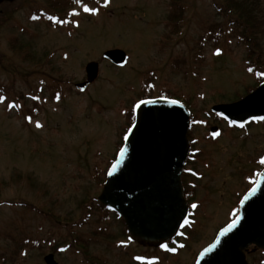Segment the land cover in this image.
<instances>
[{
	"label": "rangeland",
	"instance_id": "rangeland-1",
	"mask_svg": "<svg viewBox=\"0 0 264 264\" xmlns=\"http://www.w3.org/2000/svg\"><path fill=\"white\" fill-rule=\"evenodd\" d=\"M65 1L24 0L16 11L2 14L0 264H46L50 254L57 264H194L229 224L263 168L264 122L234 130L211 112L259 84L247 68V48L236 39L201 46L211 25L225 24L216 8L224 0H183L186 11L177 30L169 13L175 0L76 6L66 28L30 21L38 7L59 14L51 7L64 11ZM108 50L127 53L128 64L118 68L105 61ZM90 62L100 64L99 78L79 92L75 85L86 80ZM149 81L155 97L164 91L188 103L196 121L189 139L200 154L187 169L198 178L185 183L193 193L192 216L181 230L185 248L178 254L131 243L124 222L112 213L105 220L96 213L77 226L86 214L83 203L102 192L96 177L115 158ZM213 124L224 133L216 143L207 138ZM7 233L15 240L5 238ZM247 260L264 264V253L252 252Z\"/></svg>",
	"mask_w": 264,
	"mask_h": 264
},
{
	"label": "water",
	"instance_id": "water-1",
	"mask_svg": "<svg viewBox=\"0 0 264 264\" xmlns=\"http://www.w3.org/2000/svg\"><path fill=\"white\" fill-rule=\"evenodd\" d=\"M105 60L123 67L122 50H109ZM86 81L76 84L85 91L99 77L100 65L86 66ZM135 108V122L110 168L99 201L124 220L132 238L158 245L172 240L188 218L182 175L190 144V111L178 101L150 99ZM212 111L238 124L264 116V83L240 101L214 106ZM212 133H217L213 130ZM237 217L202 251L196 264H248L245 251L264 249V170L243 197ZM46 264H57L53 255Z\"/></svg>",
	"mask_w": 264,
	"mask_h": 264
},
{
	"label": "trees",
	"instance_id": "trees-1",
	"mask_svg": "<svg viewBox=\"0 0 264 264\" xmlns=\"http://www.w3.org/2000/svg\"><path fill=\"white\" fill-rule=\"evenodd\" d=\"M63 0H56V2L62 3ZM67 0L64 3V8L67 6L66 4ZM101 0H79V3L81 5H92V4H99ZM59 4V3H58ZM217 12L220 13L223 16V19L225 20V24H216L210 26L207 33L203 35L201 46L203 47L207 45L208 43H212L213 45H216L220 42V40L224 37H229L236 39L239 44L246 47L249 52V58L247 60V68L252 69V71H249L250 73L254 74L257 77L258 83L264 82V62L262 61L264 57V0H224L221 6L216 5ZM186 11L185 4L183 3V0H175L174 3L171 5L170 8V15H171V26L174 28V30H177V27L179 22H181L182 12ZM45 19H48L49 15H45ZM62 24H56V26L59 25V27ZM55 26V27H56ZM153 85L152 82L149 81L146 85L145 89V95L143 99H150L155 98L154 92H153ZM252 91V89L249 90V93ZM164 97V98H171L176 99L180 98L175 95H170L167 92H161L157 97ZM1 98V93H0ZM1 100V99H0ZM178 100V99H176ZM134 109L131 111V114L129 116V127L134 123L135 117H134ZM33 117H35L33 115ZM128 129L123 134V137L126 135ZM123 143L120 145L119 150L121 149ZM115 161V160H113ZM113 161L110 162L107 166V168L104 171H100V174L98 177H96V180L100 184H104L106 182V176L107 172L110 169L111 165L113 164ZM99 172V170H98ZM187 199L190 198V192H187L186 195ZM98 199L95 198L92 199L90 202H84L83 205L86 206V214L83 218L82 222L80 224H77V226H81L82 224L86 223V221L89 220L94 214H104L102 216V220H105L108 217V214L112 213L114 214L119 220L123 221L121 217H119L116 213L111 211L110 209L104 207ZM20 206H24L25 208L31 207L34 211H37L32 206L20 204ZM66 226V225H65ZM64 227V226H63ZM66 229L70 231V227L66 226ZM60 233V232H59ZM5 238H11L12 240H15L14 235L7 233L5 235ZM24 242H26V238L23 236L21 237ZM25 246V244L22 242L20 247ZM58 249L57 247L53 248L55 251ZM19 252V251H18ZM25 256V255H24ZM23 256V257H24Z\"/></svg>",
	"mask_w": 264,
	"mask_h": 264
},
{
	"label": "flooded vegetation",
	"instance_id": "flooded-vegetation-1",
	"mask_svg": "<svg viewBox=\"0 0 264 264\" xmlns=\"http://www.w3.org/2000/svg\"><path fill=\"white\" fill-rule=\"evenodd\" d=\"M24 2V0H0V27L3 26V23L1 22V19H2V14L6 13L7 11H10V12H14L16 11L19 7H21L22 3ZM44 7V6H43ZM43 7H38L36 8V10L34 11H31L30 12V21H33V20H38L40 21V18H39V14L42 12V11H45L46 9H44ZM69 10L72 9V2L69 3L68 7H66ZM51 9L53 10V12H55V10L58 11L59 14H61L62 16V13H63V9L62 8H54V6L51 7ZM33 17H36V19H33ZM213 116L217 117L219 119L220 122H223V123H229L224 117L222 116H218V115H214L213 113ZM195 124H196V121H195V118H194V122L192 121V128H191V131H190V137H191V132L192 130L194 129L195 127ZM229 125H232L231 123H229ZM228 126V125H227ZM234 129L238 130V126H236L235 124L232 126ZM238 127V128H237ZM213 128H217L219 131H218V134L219 135H216V136H211V132H212V129ZM229 128V126H228ZM209 136H207V138H209L211 141H214V143H216L215 141H218L221 136H223V130L222 128L219 127V124H213V125H210L209 127ZM231 129V128H229ZM190 143H191V152H190V156L188 158V162H187V166H186V174L184 175V182L186 183L187 182V179L188 178H191V179H194L195 177L198 178L197 175V171L194 170V169H187V167L192 164L193 161L196 162V158L197 156L200 154L198 150L195 149V145L196 144V141L193 139V138H190ZM196 156V157H195ZM193 166V165H192ZM199 175V174H198ZM191 184V182L189 183ZM192 185V184H191ZM131 243H137V244H140L142 246H149V245H145L144 242H140L139 240H131ZM149 247H155V248H158L157 245H151ZM160 248V246H159ZM158 248V249H159ZM260 250V249H259ZM258 249L252 247L250 248L247 252H246V256L248 258V256L252 253V252H256V251H259ZM263 253H264V250H261Z\"/></svg>",
	"mask_w": 264,
	"mask_h": 264
},
{
	"label": "snow or ice",
	"instance_id": "snow-or-ice-1",
	"mask_svg": "<svg viewBox=\"0 0 264 264\" xmlns=\"http://www.w3.org/2000/svg\"><path fill=\"white\" fill-rule=\"evenodd\" d=\"M77 2H79V0H77ZM83 10H84V12H86V13H87V12H93V11H94V10H92V9H89L88 7H84ZM74 15H75V13H74ZM33 19H36V17H33ZM48 19H49L50 21L56 23V24L67 23V21L57 19V18H55V17H53V16H49ZM216 54H217V55L220 54L219 50H217V53H216ZM249 71H252V69H249ZM0 99H3V98H0ZM151 102H152V101H148V100H140V102H139L138 104H136L135 107H136V108H139L141 105L148 104V103H151ZM172 103H176V101H172ZM253 119H254V120H258V121H264V116H262V117H254ZM30 122H31V121H30ZM36 127H37V128H40V127H42V125H40L39 123H37V124H36ZM240 127H244V125L241 124ZM217 135H219V134H217ZM260 162H261L262 164H264V159H262ZM193 207L195 208L196 205H193ZM160 246H161L162 248H164L165 250L175 251V249H169L167 244H161ZM138 259H139V258H138Z\"/></svg>",
	"mask_w": 264,
	"mask_h": 264
}]
</instances>
